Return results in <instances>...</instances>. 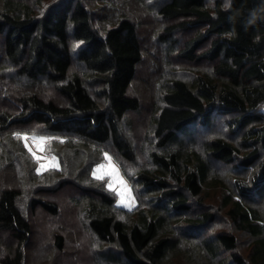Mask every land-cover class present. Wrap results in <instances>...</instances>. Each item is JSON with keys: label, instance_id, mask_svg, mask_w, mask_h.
<instances>
[{"label": "trees", "instance_id": "1", "mask_svg": "<svg viewBox=\"0 0 264 264\" xmlns=\"http://www.w3.org/2000/svg\"><path fill=\"white\" fill-rule=\"evenodd\" d=\"M154 1L0 0V264L60 263L28 251L37 210L62 216L42 193L70 186L98 264H264V0ZM144 77L158 87L142 117L152 166L133 171L128 210L89 181L88 147L138 161L124 127L149 99ZM25 133L62 140L55 155L76 168L38 176ZM51 237L63 254L67 236Z\"/></svg>", "mask_w": 264, "mask_h": 264}, {"label": "rangeland", "instance_id": "2", "mask_svg": "<svg viewBox=\"0 0 264 264\" xmlns=\"http://www.w3.org/2000/svg\"><path fill=\"white\" fill-rule=\"evenodd\" d=\"M153 4H154V0ZM157 1V0H156ZM162 0H159V5L161 4ZM156 3V2H155ZM153 7V6H152ZM144 8V7H143ZM147 9V8H145ZM152 9V8H151ZM147 11V15H151L152 17L156 15V12L154 10ZM161 55H159L160 57ZM155 60H158L157 56H153ZM160 66H164L163 62H159ZM184 64V63H183ZM156 67V65H155ZM178 67V65L176 66ZM180 69H185L183 65L179 66ZM178 68V69H179ZM189 68V67H187ZM187 71H193L191 68L186 69ZM145 78V77H144ZM143 79V77H142ZM157 80L151 81V79L145 78L143 83V87L152 88L151 93L150 90H144V93L148 95L149 99L146 97L143 102H145V106L143 108L142 114L140 116L137 115H131L133 119L131 122V127L125 126L124 132L128 139L132 141V147H134L136 157L138 161H134V163H127L123 160L113 149H109L105 146H95L91 145L88 147V153L95 154L96 157L100 160L94 168H89L88 174L92 177H89V181L96 185L98 188H104L106 187V191L109 189L110 192L114 195L116 198L118 204L120 206H123L124 208H127L128 210H132L136 207L138 204L137 197L135 195V191L133 188L132 179L133 178V171L139 170V168L144 166H152L150 164L148 155H149V147L147 146V142H144V130H147V119L146 121L143 120V116L145 117L149 109L151 110V105H149V100L151 102H154L155 98H158L157 96V89L156 86ZM150 84V85H149ZM264 112V106L261 109ZM217 125V124H216ZM222 129H226L225 126L222 124ZM25 135L28 137L27 140H25ZM44 137L47 138L46 140L41 141L40 138ZM23 139L25 141V144L27 145V149L30 151V158L34 160L36 163L37 170L39 169V172L43 178H45L44 175H42L43 172L51 171L52 179H57L61 175H65L73 168H76L75 159L73 157L69 158V164L67 160L63 157L59 158L55 153L60 150L61 148L59 144H64L60 141L59 138L55 136H48V135H41L37 136L33 133H25L23 134ZM79 141L76 139L73 141L74 144H77L76 142ZM113 147L112 145H110ZM62 152V151H61ZM86 153V152H85ZM105 153L108 154L109 157H111V165L117 167L119 169V175L127 182L128 186L131 188V195L134 197V201L131 204L127 203H121L120 196H119V183H115L113 181V177L111 175H108L112 171V167H110V162L105 157ZM72 154L71 156H73ZM94 157V158H96ZM55 158V159H53ZM67 163V165H66ZM79 164H83V161L77 162ZM41 164H43L45 167H41ZM78 164V165H79ZM99 165H104L105 167L101 168L99 172H97V175H103L104 179H97L93 175L94 172H96L97 167ZM82 167V166H81ZM77 167L76 170H78V175L82 171L80 168ZM128 168L127 173H125V169ZM60 170V171H59ZM66 172V173H65ZM218 178L223 180H227L226 173H218ZM55 181V180H54ZM224 182V181H223ZM113 184V188L110 189L108 187L109 184ZM46 186H54V183H51L50 180L45 181ZM56 186V184H55ZM215 187V186H213ZM50 188V187H49ZM222 191V190H221ZM83 191L77 190L73 187H65L64 189H61L57 192H50L47 191L45 196L47 198H51L53 200H56L61 205V213L62 216L59 218H53L50 215H46L45 212L41 211L40 209L37 210L36 215L34 216L35 220V226L37 227L35 231L34 238L30 242L29 245V256L31 258H36L40 251L44 248L46 249L47 256L49 258L57 257L59 260V264H98L101 261L99 260L97 254V250H99V245L95 241V237L91 234V232L86 228L85 223H83V216H82V209L79 207L74 198L80 199L83 197ZM209 197L211 207L215 209L219 215L222 216L221 219H219V225L217 229L223 230L227 229L226 220H225V214L222 209H220L221 202L219 201V195L221 194L218 190L215 188H209L206 193ZM31 196V193H30ZM27 199V198H26ZM224 220V223L222 222ZM54 231H59L64 233L67 236V245L65 252L62 253H56L54 252V249H52V240L51 237L52 233ZM237 236L240 238V241L243 242L246 237L242 233H237ZM246 244V242H245ZM241 251L245 252V246H241ZM47 264V263H46ZM57 264V263H56ZM170 264H189L188 260L185 257L180 256H174ZM192 264V263H190Z\"/></svg>", "mask_w": 264, "mask_h": 264}, {"label": "snow or ice", "instance_id": "3", "mask_svg": "<svg viewBox=\"0 0 264 264\" xmlns=\"http://www.w3.org/2000/svg\"><path fill=\"white\" fill-rule=\"evenodd\" d=\"M17 135L19 136L20 134L17 133ZM25 140L28 139V137L25 135ZM47 138H44V137H41L40 140L43 141V140H46ZM31 151V149H30ZM105 157H107V159L109 160L110 162V167H112V171L110 173H108V175H111L113 177V181L115 183H119L120 185V188H119V196H120V201L121 203H127V204H131L133 201H134V197H132L131 195V188L128 186L127 182L119 175V169L113 165H111V157L108 156L107 153H105ZM55 159V158H53ZM41 167H45L43 164H41ZM105 167L104 165H99L97 167V170L96 172L93 173V175L95 176V178L97 179H104V176L103 175H97V172H99V170L101 168ZM108 187L110 189L113 188V184H109Z\"/></svg>", "mask_w": 264, "mask_h": 264}]
</instances>
